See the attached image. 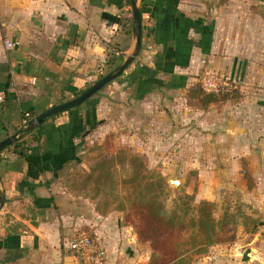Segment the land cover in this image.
<instances>
[{"label": "crops", "instance_id": "obj_1", "mask_svg": "<svg viewBox=\"0 0 264 264\" xmlns=\"http://www.w3.org/2000/svg\"><path fill=\"white\" fill-rule=\"evenodd\" d=\"M132 2L140 45L111 81L119 100L101 111L103 100L87 98L46 117L27 142L29 160L0 151V264H77L63 242L75 227L102 241L108 263L142 264L143 252L128 249L136 242L132 227L110 214L87 220L63 182L83 130L96 121L160 134L181 114L189 140L214 141L222 160L264 167V0ZM128 16L124 0H0V139L18 131L25 112L30 117L91 83ZM134 38L131 31L123 58ZM205 68L234 81L231 105L193 91Z\"/></svg>", "mask_w": 264, "mask_h": 264}, {"label": "rangeland", "instance_id": "obj_2", "mask_svg": "<svg viewBox=\"0 0 264 264\" xmlns=\"http://www.w3.org/2000/svg\"><path fill=\"white\" fill-rule=\"evenodd\" d=\"M111 81L88 97L103 100L101 111L119 100ZM194 87L206 101L232 103L234 87L217 94ZM170 120L171 131L160 134L105 119L83 130L63 176L81 200L80 215L110 214L130 225L136 242L128 249L143 252L142 264H264V167L222 160L214 141L189 140L181 114Z\"/></svg>", "mask_w": 264, "mask_h": 264}, {"label": "built area", "instance_id": "obj_3", "mask_svg": "<svg viewBox=\"0 0 264 264\" xmlns=\"http://www.w3.org/2000/svg\"><path fill=\"white\" fill-rule=\"evenodd\" d=\"M12 44V41L3 39L5 48H10ZM196 81L201 90L207 93L228 92L234 87V81L230 77L210 68L201 70L197 75ZM28 118V114L25 112L21 125H24ZM63 242L67 249L76 257L77 264H114L107 262L102 241L83 228L75 227L71 229L63 237Z\"/></svg>", "mask_w": 264, "mask_h": 264}, {"label": "water", "instance_id": "obj_4", "mask_svg": "<svg viewBox=\"0 0 264 264\" xmlns=\"http://www.w3.org/2000/svg\"><path fill=\"white\" fill-rule=\"evenodd\" d=\"M131 22H132V32L134 33V47L131 52H129L116 66H114L108 72L102 74L100 77L92 81L89 85L79 91L72 97L55 102L47 106L46 108L38 111L34 115L30 116L24 125H21L18 131L11 133L2 139H0V149L11 141L17 139L24 131L32 129L33 127L38 126L46 117L63 111L67 108L73 107L80 104L92 94H94L98 89L103 85L114 79L118 76L127 64L132 60V58L137 54L139 45H140V18L139 11L134 6V3L131 0ZM168 182L171 183L174 187L178 184V179L169 178ZM2 203V198L0 196V205Z\"/></svg>", "mask_w": 264, "mask_h": 264}, {"label": "trees", "instance_id": "obj_5", "mask_svg": "<svg viewBox=\"0 0 264 264\" xmlns=\"http://www.w3.org/2000/svg\"><path fill=\"white\" fill-rule=\"evenodd\" d=\"M124 3L128 6L129 13H131V8H132L131 0H124ZM131 31H132L131 16H128V18L124 22L120 23L119 38L116 41H113L110 44H108L109 46L106 49V52H105V55H104L103 68H101L100 73H98L96 75L95 79H97L102 74H104V73L108 72L109 70H111L114 66H116L123 59V53L120 50H123L126 47V42H127L128 38H129V36L131 34ZM89 84L90 83H88L84 87H82L80 89V91L83 88H85L87 85H89ZM61 100H64V99H62V97H59L58 99H56L55 102H59ZM75 106H77V105H75ZM75 106H73V107H75ZM70 108H72V107H70ZM67 109H69V108H67ZM67 109H65V110H67ZM35 113L36 112H34V114ZM23 118H24V116H23ZM40 124L38 126H36V127H33L32 129H28V130L24 131L17 139L11 141L10 143H8L4 147H2L0 149V151H2V150H4V149L9 147L13 151H15L19 156L29 160V158L27 156V148H28L27 142L30 139H34L35 138V132L34 131H35V129L37 127L40 126Z\"/></svg>", "mask_w": 264, "mask_h": 264}]
</instances>
